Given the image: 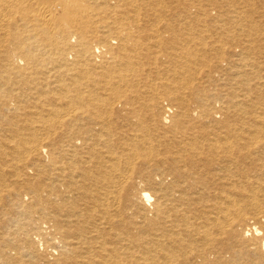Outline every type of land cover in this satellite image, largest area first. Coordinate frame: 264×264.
Returning <instances> with one entry per match:
<instances>
[{
	"label": "bare ground",
	"instance_id": "6f19581e",
	"mask_svg": "<svg viewBox=\"0 0 264 264\" xmlns=\"http://www.w3.org/2000/svg\"><path fill=\"white\" fill-rule=\"evenodd\" d=\"M0 264H264V0H0Z\"/></svg>",
	"mask_w": 264,
	"mask_h": 264
}]
</instances>
